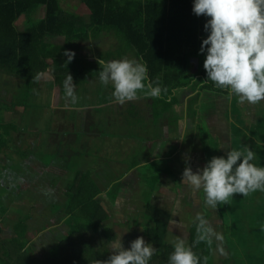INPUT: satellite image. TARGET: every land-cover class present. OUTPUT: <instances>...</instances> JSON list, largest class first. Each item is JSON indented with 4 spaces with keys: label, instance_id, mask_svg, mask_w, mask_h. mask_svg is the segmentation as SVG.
<instances>
[{
    "label": "rangeland",
    "instance_id": "374dc122",
    "mask_svg": "<svg viewBox=\"0 0 264 264\" xmlns=\"http://www.w3.org/2000/svg\"><path fill=\"white\" fill-rule=\"evenodd\" d=\"M62 3L64 11L79 13L84 17V25H91L90 14L87 8L81 4L80 0H63V2L61 0ZM41 9L37 15L38 17L44 15L45 10ZM20 26L23 28L22 22ZM51 41L62 43L63 39L57 38ZM114 41L113 36H103L99 41H93L92 47L94 50L91 51L88 48L72 53L75 56L91 58V56L95 55L96 51L109 49ZM83 45V43H80L78 46L81 47ZM192 64L195 65L193 62ZM53 79L54 74L52 71H48L43 75L40 84L30 96L34 108L38 110L36 114L34 113L35 109L31 111L36 119H32L28 126L21 125L26 130H21L20 126L21 129L13 133L10 139V154L14 155V158L16 157L19 162L23 160L20 156H15L17 150L24 149L26 152L33 150L34 156L30 155V159H26L25 163H23V173L9 171L6 172L1 180L4 188L0 190L1 238L12 239L15 237L17 234L15 230L16 224L20 219L30 216L29 220L26 221L28 225L26 236L30 247H33L34 254L39 258L49 256L53 248L69 234L68 227L60 216L61 213L57 212V208L60 211L62 210L60 205L65 204L67 199V197L64 198V194L66 195L67 191L66 186L69 185L72 178V176L64 178L62 173L67 172L64 169L66 165L64 163L61 165V161H65L69 167L74 164L76 166L80 165L86 161H93V163L102 165V154L98 145L103 141L102 137L112 138V142L107 144L110 148L107 150L105 144L103 150L106 154L110 153L109 160L113 161L115 173H118L122 170L123 166L126 168L131 164L132 160L135 161L137 159L141 161L143 159V155L140 152L146 144L153 143V149H157L158 141L163 140V142L168 143H165L167 149L163 151L166 155H161L160 159L166 156L169 157L172 154L169 158L172 157L177 162L172 161L173 163H169V165L167 161L162 162L164 164L161 162L157 163V168L168 170V176H164L162 184V176L160 177L159 182L157 181L158 184L157 182L155 183L157 184V188L154 191H151L149 188V186H152V182L143 184V189L146 192L141 194V199L148 200L153 194L159 192L157 201L161 205V208L156 213L157 220L150 221L153 214H150L152 213L151 211H147V214L143 213V217L145 216L147 219H141L140 221L129 218L122 221V224H131V226L125 228L124 232H121L123 233L120 234L121 241H124L126 247L129 248L132 241L142 236L146 243L155 246L154 242L146 236V233L151 229L159 228L160 231L158 233L162 234L164 243H171L173 245V242L179 238L184 240L186 245L189 246L192 232H196V228H200L205 223L203 221L206 217L207 219L205 220L208 224V228L206 229H208L207 233L209 236L216 237V226L219 227L220 224H224L223 228L225 227L221 233L227 235L225 237L226 243L220 237L216 240L215 245L217 244V246H214L213 249V264H264V255H262L263 252L260 250L263 246H259V249L255 251L258 248V244L254 241V238H251L250 234H245L244 228L241 230L232 228V220L240 226L244 225L245 221L233 218V212L228 210L231 207L230 199L226 203H219L215 208L210 207L209 209L202 206L203 204L207 205L202 191L193 192L189 186L183 184L181 192L178 193L177 187L172 186H178L181 183L182 180L179 179L182 177L181 171L186 167H190L191 169L195 167L197 171V169H202L213 156H225L228 151L236 148L238 141L242 139V134L244 133L252 137L251 141L257 139V147H264L260 146L264 145V101L256 105L237 102V106H234L233 110L236 111L237 108L240 110L233 112L232 117L230 112L231 107L227 110V113L224 111L231 104L230 98L228 99L225 96L217 97L215 94L203 92L197 101V106L202 105V103L205 104L200 105L201 109L208 105L211 106H208L210 107L208 111H201L200 117L197 114V121L199 119V123H196V115L192 116L189 106L192 98L197 93L192 88H189L179 92V105H175L173 109L161 114L158 111L154 114L152 107H148L150 102L146 104L145 101L141 102V100L138 101L137 99L124 104L118 103L113 106H105L98 113L104 114L112 109V114L110 116L103 115L101 118L103 122L101 124L94 118V125L90 126V131L82 137L77 135L79 134L77 132L79 125H85L84 121L80 118L90 119L89 113L95 111L96 104L98 103V105H108L109 102L115 101L112 97V92L110 94L109 91L111 85L103 86L101 83H98L99 79H97V76L90 77L86 83L87 85L85 84V89L81 87L80 92L76 94L78 98L77 102L72 104L65 99L60 85H56V87L52 85V88L49 86L52 84L50 82ZM23 82L21 79L0 73L1 106L11 107L15 100L19 101L20 98L27 96L24 93L25 87H23ZM76 88L78 89V87ZM194 108L196 109V102ZM22 115L23 110L21 108H17L15 111L0 107L1 133H3L1 128L4 125H9L14 121H18L17 123H21L22 121L23 123ZM214 115L218 117L223 116L226 121H229V131L224 133L225 136L223 134V124L217 126L211 125L214 123V119H210V117ZM125 117L129 119L135 118V123L133 125L122 124L120 121ZM150 117L152 118L151 122L149 121ZM177 117H180V120H177ZM216 121L218 122V120ZM48 124H54V127ZM184 125H186L187 131L183 136L179 134V131L182 133L181 126ZM42 129L44 130L42 131ZM60 134L63 137L73 134L79 137V139L81 138V141L87 145L80 147L79 143L73 142L64 144L65 150L63 151L65 153L61 151V156L58 157L60 151H57L53 143L55 142L54 137L56 136L57 138ZM178 140L183 150L188 153L182 154V152H179L175 154L176 147L180 146L177 143ZM151 145L149 144L146 147L152 149ZM252 151L255 154V160L252 162L257 165L259 163V166H261L263 164L262 161H264V150L257 149ZM63 154H66L67 158ZM35 157L39 158V165ZM42 160L49 161V167L44 166L41 163ZM55 160L60 161L57 166H53ZM6 163L7 161L4 162V165ZM15 169L20 170V167L16 166ZM70 169L73 170L72 167ZM196 171L193 170V172ZM155 176L152 173V177ZM176 177H179V183ZM54 188L59 191L58 196H55L56 192H54ZM52 192L54 193L51 195ZM173 198H175L174 202L176 200L177 202L173 203ZM181 200L182 203L180 202ZM64 207L66 206L64 205ZM147 207L146 210L148 209ZM4 208L5 213L2 211ZM150 208L153 209L152 207ZM146 210L143 211L145 212ZM259 214H262L261 209ZM109 215L108 211L103 208L101 216L104 228L99 226L100 231L92 240V244L96 249L95 252H98L104 261L108 260L111 256H107L109 253L108 248L111 249L110 238L113 235L114 240L119 239L115 228H119L122 225L115 224V222L119 221L112 220L109 218ZM138 227L141 228L139 229ZM160 227L163 228L164 232L161 231ZM256 228L260 229V225H256ZM229 237L230 239H228ZM254 251L257 252V257L256 260L251 261L248 256Z\"/></svg>",
    "mask_w": 264,
    "mask_h": 264
},
{
    "label": "trees",
    "instance_id": "16d2710c",
    "mask_svg": "<svg viewBox=\"0 0 264 264\" xmlns=\"http://www.w3.org/2000/svg\"><path fill=\"white\" fill-rule=\"evenodd\" d=\"M80 2L90 14V26L84 25V17L79 13L64 11L61 0H0V73L24 81V93L27 94L19 101L15 100L11 107L0 104L2 108L23 110V123L14 121L1 128L3 133L0 130V190L4 189L1 180L6 172L23 173V163L30 159V155L33 156V150L27 152L24 149L17 150L15 156L18 155L23 160L19 162L10 154V139L13 133L21 128L26 130L23 126H28L32 119H36L31 111L35 109L33 111L36 114L38 110L34 108L30 96L48 71L54 74V79L50 82L52 84L49 85L51 88L52 85L54 87L60 85L64 93L63 81L69 73L73 77V83L78 87L76 88L78 94L81 87L85 89L88 78L97 76L98 79L99 59L108 61L128 58L142 61L147 64L149 77L153 81L158 78L160 86L167 89L159 98H148L143 93L139 95L138 101H151L154 114L157 111L159 114L164 113L179 105V92L189 88L197 93L189 106V110L194 114H198L194 105L203 92L215 94L217 97H231L227 91L216 88L210 81H205L206 72L203 68L205 57L198 53L202 40L207 36L204 31L206 18L193 14V0H80ZM41 8L45 10L44 15L38 17ZM21 22L23 28L20 26ZM103 36H113L115 39L109 49L96 51L91 58L74 55L72 61L67 62L65 52L88 48L92 51L93 41L97 42ZM57 38H62V43L51 41ZM80 43L84 45L79 47ZM192 58L199 59L198 71H195V65L191 63ZM98 83L100 84L99 81ZM109 91L111 94L112 87ZM232 97L233 106H237V99ZM115 102H109L108 105L96 104L94 113H98L105 106H113ZM200 105L198 107L200 112L208 111L210 108L208 106H211L201 109L203 104ZM89 114L90 119L84 122L86 127L79 125L77 130L79 134H86L90 131V126L94 125L93 117L91 118L94 115ZM179 118L177 117V120ZM54 124L48 125L54 127ZM57 138L54 146L60 151L58 153L60 157L61 151L65 150V139L62 134ZM251 138L245 133L242 134V139L234 149L264 150V147H257V139L251 141ZM42 163L46 167L50 165L47 160H42ZM262 163L261 166H264V161ZM138 164L140 161L135 159L129 168L132 169ZM16 166H19L20 170H16ZM157 167V164H152L139 170L142 184L152 182V186H149L151 191L157 188L162 173L168 171ZM152 173L156 176L152 177ZM93 181L91 172L79 171L76 173L75 181L67 186V200L64 204L66 207L60 206L62 210L58 211L57 208V212L61 213L60 216L68 227L69 234L53 248L49 256L39 258L34 254L33 247H30L26 236L28 231L26 221L30 216H27L16 224L15 237L12 239L0 237V264H94L95 260L104 261L99 253L95 252V246L92 244L93 237L100 231L99 226L104 228L101 216L103 208L97 200L99 190ZM230 200L231 207L228 210L233 212V218L245 221V224L240 226L232 220V228L240 230L244 228V233L250 234L258 244L255 251L259 246H263L260 250L264 255V192L257 191L246 197L236 194ZM147 206L156 208L151 204ZM206 208L210 209V206L206 205ZM260 209L262 214H259ZM2 211L4 212L5 208ZM155 220L156 212L150 221ZM203 222L205 223L200 228H196V232H192L189 247L199 257L200 264H213L216 240L220 237L226 243L227 235L221 233L225 227L220 224L219 227L216 226V237L209 236L206 229L208 224L205 219ZM256 225H260V229L256 228ZM160 229L164 232L162 227ZM158 231L159 228H154L146 233L158 250L150 264H167L173 247L172 244L163 242L162 234ZM255 251L248 256L251 261L256 260Z\"/></svg>",
    "mask_w": 264,
    "mask_h": 264
},
{
    "label": "clouds",
    "instance_id": "9594fccd",
    "mask_svg": "<svg viewBox=\"0 0 264 264\" xmlns=\"http://www.w3.org/2000/svg\"><path fill=\"white\" fill-rule=\"evenodd\" d=\"M192 12L206 18L207 36L198 53L205 57V81L227 91L241 104L256 105L264 101V0H193ZM74 55L65 52L68 63ZM98 64L99 82L103 86L111 85L112 97L119 104L138 99L141 93L148 98H159L167 91L160 86L158 78L153 81L149 77L147 64L142 61L101 58ZM63 89L65 99L75 104L76 85L69 73ZM254 158L250 149H233L225 156H213L196 172L186 167L182 184L193 191H202L205 203L212 208L236 194L246 197L257 191L264 192V166L254 164ZM117 236L119 239L112 243L113 254L109 259L95 260L94 264H150L158 251L142 236L124 249L121 237ZM172 247L167 264H200L199 257L184 240L177 238Z\"/></svg>",
    "mask_w": 264,
    "mask_h": 264
},
{
    "label": "crops",
    "instance_id": "0c3cea01",
    "mask_svg": "<svg viewBox=\"0 0 264 264\" xmlns=\"http://www.w3.org/2000/svg\"><path fill=\"white\" fill-rule=\"evenodd\" d=\"M229 98L231 100V104H230L229 107L225 108L224 111L227 113V110L231 107L230 112H231V115L233 117V107H234L233 103H234V99H233L232 96L229 97ZM141 102H143V101H141ZM149 102L150 103L148 104V107H152L151 101H149ZM145 103L147 104L148 102H145ZM114 104H118V103L115 102ZM141 104H139V105H141ZM202 104H205V103H202ZM198 107L199 106H197V104H196L197 113H198V115L200 117L201 112H200V110L198 111ZM90 113L92 115H94V116H91V118L92 117H93V119L95 118L98 121L99 124H101L103 122V121H101V118L103 117V115L110 116L112 114L111 110H108L104 114L94 113L93 111H91ZM190 113L192 115H196V123L197 122L199 123V119L197 121V114H194L191 111H190ZM211 118L214 119V123L211 124V125L217 126L219 124H223V134L226 133L227 131H229V125H228L229 121H226L223 116L222 117L221 116L218 117L217 115H214V116H211L210 119ZM80 119H82V121H84V122L87 121L86 118H84V117H82ZM93 119H92V123H93ZM151 119L152 118L150 117L149 118L150 122H151ZM179 120H180V118H179ZM216 120H218V122ZM120 122L122 124L133 125L135 123V118L134 119H129V118L125 117ZM178 123H179V121H178ZM81 126L86 127V124L85 125H81ZM179 128H180V125H179ZM181 128H182V133H181V131H179V134L183 135L187 131L186 125L181 126ZM77 135L83 137L85 134L83 133V134H77ZM97 136H99V135H97ZM224 136H225V134H224ZM64 139L66 140V141L64 140L65 141L64 144H68L70 142H73V143H79L80 147L84 146V145H87L86 143H83L81 141V138L79 139V137H76L73 134H69L68 137H64ZM102 140L103 141L100 142L99 145H98V147L101 150L100 153L102 154V157H101L102 165L93 163V161L92 162L91 161H86V162H83V163H81L80 165H77V166L76 165H73V166L71 165L70 167L73 168V170H71L70 167L67 165V163L65 161H61L62 163H60V161L55 160L53 162V166L54 165L57 166L59 163L62 165L64 163V165H66V166H64V169L67 172H64L62 174L64 175V178H66V177L70 178V176H72L71 182H70L71 184H72L73 181H75L77 172H79V171L80 172H87V171L91 172L92 180H94L92 183L99 190L98 194H97V200L101 203L102 208H104L105 210L108 211V213L110 214L109 218H111L112 220H115V221H119V222H115V224H119L120 225V224H122L121 223L122 221L127 220L129 218H131V220L134 219V220H140V221H141V219H147L145 216L143 217V213L147 214L148 213L147 211H151L152 213H150V214H153L154 212L157 213V211L160 210V208H161V205L157 201L158 200L157 196H158L159 192H156L155 194H153L150 197L149 201L146 200V199H141V194H143L145 192V190L143 189V184H142V180H141V173H140L139 170L141 168H144V166H146V165L157 164V163H160V162L162 163L164 161H167L168 165H169V163H173L175 160H173L172 157L169 158L170 156H172V154H170L169 157L166 156V157L160 159L161 155H164V156L166 155V154H164L163 151H164V149H167V147L165 146V143H168V142H163V140L158 141V143H157V149H159L158 151H157L156 148L153 149V143L146 144V146H148L149 144H152L151 145L152 149H148L149 147H146V146L142 147L140 154L142 153L143 159L140 161V164H138L136 167L130 169L129 165L134 163V160H132L131 161L132 163L129 164L126 168L123 166V168H122V170L120 172L115 173L114 163H113V161L109 160L110 159V157H109L110 153L106 154L105 151L103 150V147H104L105 144L107 146L108 143L112 142V138L102 137ZM57 141H58V138H55V142H57ZM55 142L53 143V145L55 144ZM177 143L180 144V141L178 140ZM58 147H60V146H58ZM109 148L110 147L107 146V150ZM179 152H182V154L188 153L187 151L185 152L183 150L181 144H180V146L176 147L175 154H177ZM196 155H198V153H196ZM65 156L67 158L66 154L64 155V157ZM35 159H36V162L39 165V159L36 158V157H35ZM37 159H38V161H37ZM175 162H177V161H175ZM162 164H164V163H162ZM192 170L196 171L195 167H193ZM183 171L184 170L181 171V176H182ZM165 175L168 176V173L166 171H164L162 173V182H161V184L163 183V179L165 178L164 177ZM178 178L179 177H176V179H177V181L179 183ZM179 179L182 180V177H180ZM117 183H120V184L117 185ZM182 185L183 184H182V181H181V183H179L178 186H175V185H172V186L173 187H177V192L180 193L181 189H182ZM54 190H55L54 192H56L55 196H58L59 191L56 190L55 188H54ZM54 192H52L51 195ZM66 195H67V191H66ZM66 195L64 194V198L67 197ZM174 200H175V198L172 199L173 203L177 202V200L175 202H174ZM180 202L182 203V200ZM195 202H196V200H195ZM148 204H151L152 206H155L156 208L155 209H151L149 206L147 207ZM60 206H63V205H60ZM202 206L206 207L204 204ZM146 207L148 208L147 210H146ZM176 207H178V206H176ZM143 210H146V211L144 212ZM65 219H68V217L67 218L65 217ZM205 219H206V217H205ZM220 221H221V219H220ZM218 223H220V222L218 221ZM129 226H131V224H128V225L127 224H125V225L122 224V225H120L119 228L116 227L115 228L116 234H118L120 236V234H123L121 232H124L125 228H129ZM138 228L140 229L141 227H138ZM144 236H145V234H144ZM111 237L112 238L110 239V243H111L110 246L114 242L113 241L114 240L113 239V235ZM121 243L123 245V248L127 249L126 243L124 241H121ZM108 252L109 253L107 254V256H110V255L113 254L110 248H108Z\"/></svg>",
    "mask_w": 264,
    "mask_h": 264
},
{
    "label": "water",
    "instance_id": "95a60500",
    "mask_svg": "<svg viewBox=\"0 0 264 264\" xmlns=\"http://www.w3.org/2000/svg\"><path fill=\"white\" fill-rule=\"evenodd\" d=\"M195 63V71H198V67H199V59L198 58H192L191 59V63Z\"/></svg>",
    "mask_w": 264,
    "mask_h": 264
}]
</instances>
